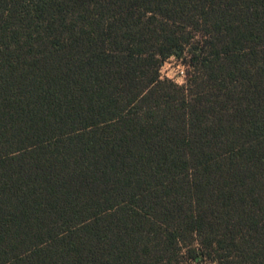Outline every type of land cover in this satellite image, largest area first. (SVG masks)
I'll list each match as a JSON object with an SVG mask.
<instances>
[{
	"label": "trees",
	"instance_id": "obj_1",
	"mask_svg": "<svg viewBox=\"0 0 264 264\" xmlns=\"http://www.w3.org/2000/svg\"><path fill=\"white\" fill-rule=\"evenodd\" d=\"M183 256L264 264V0H0V264Z\"/></svg>",
	"mask_w": 264,
	"mask_h": 264
},
{
	"label": "rangeland",
	"instance_id": "obj_2",
	"mask_svg": "<svg viewBox=\"0 0 264 264\" xmlns=\"http://www.w3.org/2000/svg\"><path fill=\"white\" fill-rule=\"evenodd\" d=\"M184 59H179L176 57H170L166 59L160 67V76L162 79H171L174 83L178 85L186 84V79L191 72V68H189ZM184 70L185 76L181 77L179 74L180 70ZM195 246V244H194ZM184 257V256H183ZM183 264H196L191 261L188 257H184ZM199 264H213L211 263L208 257L203 258Z\"/></svg>",
	"mask_w": 264,
	"mask_h": 264
},
{
	"label": "built area",
	"instance_id": "obj_3",
	"mask_svg": "<svg viewBox=\"0 0 264 264\" xmlns=\"http://www.w3.org/2000/svg\"><path fill=\"white\" fill-rule=\"evenodd\" d=\"M179 74H180V76L181 77H184L185 76V73H184V70L182 69V70H180L179 71ZM161 77V76H160ZM162 79V78H161ZM167 80H171V79H167ZM171 81H173V80H171ZM174 82V81H173Z\"/></svg>",
	"mask_w": 264,
	"mask_h": 264
}]
</instances>
